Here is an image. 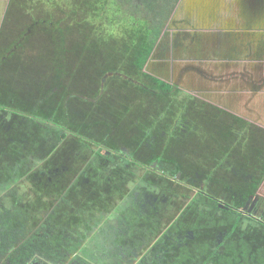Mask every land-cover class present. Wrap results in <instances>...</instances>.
Returning a JSON list of instances; mask_svg holds the SVG:
<instances>
[{
  "label": "trees",
  "instance_id": "obj_1",
  "mask_svg": "<svg viewBox=\"0 0 264 264\" xmlns=\"http://www.w3.org/2000/svg\"><path fill=\"white\" fill-rule=\"evenodd\" d=\"M127 1L45 3L53 8L32 14L4 45L9 17L26 7L25 0H11L0 32V111H12L11 122L0 116V186L28 176L32 189L57 200L46 221L57 223L58 240L71 239L72 250L84 254L117 253L120 238L135 237L148 219L132 207L149 186H160L134 161L155 162L190 184L205 177L213 197L197 193L159 236L152 220L158 237L146 253L178 254L172 263L180 264H264L262 224L246 228L250 218L239 210L264 180V127L197 97H168L166 84L144 71L143 50L154 48L178 0ZM39 31L46 41L37 54L27 42ZM14 58L16 67L7 69ZM35 60L45 70L25 75L21 68ZM5 219L0 213L3 240L10 233ZM36 246L13 245L14 252Z\"/></svg>",
  "mask_w": 264,
  "mask_h": 264
},
{
  "label": "flooded vegetation",
  "instance_id": "obj_2",
  "mask_svg": "<svg viewBox=\"0 0 264 264\" xmlns=\"http://www.w3.org/2000/svg\"><path fill=\"white\" fill-rule=\"evenodd\" d=\"M111 1L126 5L125 0ZM10 2L11 0L0 32L4 21L8 19L6 16ZM180 3L181 0H178L154 45L148 62L151 75L153 74L152 76L157 79L161 78L158 80L166 81L160 82L167 84L168 97H197L264 127V0H232L230 4L229 2L219 3L207 14V18L203 4L195 5L193 11L200 13L204 20L202 21L200 17L199 20L194 18V26L188 29L187 22L192 20L182 18L179 22L185 23L182 26V34H178V32H169L168 29L171 27L175 11L178 10V13H181L185 8V3L180 5L182 8L179 6ZM17 16L18 12L9 17L11 25ZM26 22L29 21L22 20L18 31L27 26ZM200 22L202 26L207 23L206 26L209 28L201 29ZM15 25L18 27V24ZM182 27L179 25V28ZM38 34L43 33L39 31ZM8 38L7 36L4 45H8L14 37ZM16 48L14 46L12 50ZM210 66L213 68H209ZM145 67L144 71L147 72ZM23 69L29 70V67H22L21 70ZM39 74H42V71L36 72V75ZM203 86L212 87L216 93L204 94L200 90ZM0 116H5L6 122L12 121V111H0ZM110 152L106 151V154ZM118 160L122 161V159ZM134 164L137 171L140 170L143 173L148 170L146 176L159 182L160 186H149L150 190L142 195L141 201L137 202V207H132L137 210V213L140 209L139 212L145 213L148 219L144 218L140 222L143 229L135 237L128 235L123 240L120 238L118 252H112L113 254H106L108 249L99 255L92 251L84 254L80 250H72L71 239L63 237L62 240H58L60 229L57 223L46 221L49 217L48 212L53 211L57 200L49 196L45 197L39 190L32 189L34 184L32 186L28 176H21L18 181L9 184L5 189L0 186V213H5L6 226L10 228L6 239L0 238V264H180L172 262L176 260V257L182 258L181 255L171 253L165 256L146 253V251L172 222L173 217L187 207L193 196L202 193L206 197H213L206 185L208 179L203 177L197 186L186 181L187 178L183 179L181 173L172 175L169 169L155 162L146 164L141 160H135ZM25 181L29 182L31 190L21 189V182ZM195 181L197 183V180ZM162 185L175 187V190L174 192L166 191L161 187ZM262 187H264V180L256 194L239 209L243 216L250 218L244 224L246 228L251 227L254 222H259L264 229ZM70 198H73V203H76V195L71 193ZM48 203L50 206L46 210L45 205ZM156 203L159 205L156 206L157 211H154ZM97 209L100 211L104 209V206H98ZM71 210L74 208L71 207ZM87 213V216L91 215L92 211L88 210ZM13 215L14 223L11 221L14 218ZM152 220L159 223L158 236L154 234L156 226ZM46 224L48 227H45ZM12 228L18 230L17 237L14 239L11 238ZM37 230L40 232L39 236L33 241L37 242L38 246L34 249L29 247L22 249V252L30 250V253L14 252L16 247L13 245H32L33 241L29 237ZM119 231L123 232L122 228H119ZM128 232L129 229L123 233L127 235ZM21 233L24 234L23 237ZM66 233L72 235L71 230ZM73 237L74 235L72 239H75ZM126 241L128 242L124 243ZM198 250L203 249L198 247ZM203 257V254L196 255L200 261ZM163 258L166 259L165 262H162ZM181 264L188 263L183 261Z\"/></svg>",
  "mask_w": 264,
  "mask_h": 264
},
{
  "label": "rangeland",
  "instance_id": "obj_3",
  "mask_svg": "<svg viewBox=\"0 0 264 264\" xmlns=\"http://www.w3.org/2000/svg\"><path fill=\"white\" fill-rule=\"evenodd\" d=\"M71 1L72 0H68V1L67 0H57V3H59V5L61 7L67 8L68 5H69V3H71ZM125 1L128 2L127 0H125ZM48 2L55 3V0H25L26 7H25V9H23V8L20 9L18 11L17 18L14 21H12V29L10 31H8V33L10 32L8 34V37H9L8 39H12L16 35L15 32H17L21 28V22H22V20L24 21V19H25L26 21H30L32 14H39V13H42L44 10L52 9L53 8L52 6L50 7L47 4H45V3H48ZM182 3H184V0H181V3L179 4V6L182 5ZM33 7H34V9H32ZM54 11H55V15L58 16L59 15L58 14L59 13V10H57L56 8H54ZM126 13L124 11V12H122L121 15H123V17L126 18V17H128L127 15H125ZM195 13L197 14V16L201 15L198 12H195ZM175 14H177V16H175ZM175 14L172 17L171 27L168 29V31L169 32H172V33L178 32V34H182L181 33L183 31V27L182 26H183V23H185V22H183V23H180L179 22L180 19H181L179 17H181L182 14H178V10L175 11ZM200 18L202 19V21L204 20V18H203L202 15L200 16ZM193 22H195V21L187 22L188 29L194 26V23ZM15 24H18V27ZM179 25L182 28H179ZM70 37H71L70 43L75 42L76 34L74 32L70 34ZM45 38H46V36L44 34H38V33H36L35 35H33L31 37V39L27 42V49H28V51L33 50L37 54H40V53L45 52V41H46ZM145 47L146 48L143 51H144L145 54H146V52H148V58H147V61L145 63V66L146 67L145 66L144 67L147 70V72H149L151 74L150 70L148 69V62H149V58H150V55H151L153 49L150 51V47L149 46L148 47L145 46ZM14 62H17V58H14ZM14 67H15L14 65H12V66L7 65V69H12ZM45 68H46V65L43 63V61H41V60H35L29 66V70H26V74L25 75H27L28 73L29 74H36V72H41V71L45 70ZM3 72H4V70H3ZM4 74H5V72H4ZM10 76H11V74L8 75V77H10ZM31 76H33V75H31ZM19 77L21 78V75H19ZM158 79H161V78L158 77ZM158 81H165V80H158ZM24 83L26 84L25 80H21L20 81V85L21 86H24ZM167 87L168 86L166 84L165 85V88H167ZM138 171H140V170H138ZM21 184H22L21 189L31 190V187H30V184H29L28 181L21 182ZM262 191L264 192V187H262Z\"/></svg>",
  "mask_w": 264,
  "mask_h": 264
},
{
  "label": "crops",
  "instance_id": "obj_4",
  "mask_svg": "<svg viewBox=\"0 0 264 264\" xmlns=\"http://www.w3.org/2000/svg\"><path fill=\"white\" fill-rule=\"evenodd\" d=\"M9 1L10 0H0V27L2 25V21L4 20V17H5V13H6V9L9 5ZM232 0H185L184 3H185V8L183 9V12H179L178 14H182L180 21L182 20V18H189L190 20H196V18L199 20V16H197V14L195 13L196 11H193L194 10V6L195 5H198V4H203L204 6V9H205V12L206 13V18H207V14H209L212 10L213 7H215L216 4H227L229 2H231ZM187 6V7H186ZM181 7V6H180ZM182 8V7H181ZM180 8V9H181ZM202 13V14H204ZM201 20V19H200ZM201 26V29H207L209 27H207V23L205 25L202 26V23L200 22L199 23ZM207 67V66H206ZM209 68H213L212 66H210ZM204 94H207V95H214L216 93V90H214L212 87H207V86H203L201 89H200Z\"/></svg>",
  "mask_w": 264,
  "mask_h": 264
}]
</instances>
